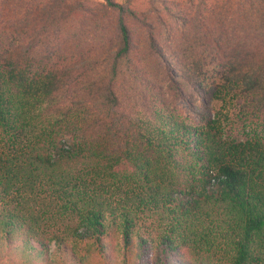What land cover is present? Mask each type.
Wrapping results in <instances>:
<instances>
[{
  "label": "trees",
  "instance_id": "obj_1",
  "mask_svg": "<svg viewBox=\"0 0 264 264\" xmlns=\"http://www.w3.org/2000/svg\"><path fill=\"white\" fill-rule=\"evenodd\" d=\"M135 1L0 0V264H264V0Z\"/></svg>",
  "mask_w": 264,
  "mask_h": 264
},
{
  "label": "rangeland",
  "instance_id": "obj_2",
  "mask_svg": "<svg viewBox=\"0 0 264 264\" xmlns=\"http://www.w3.org/2000/svg\"><path fill=\"white\" fill-rule=\"evenodd\" d=\"M94 1H96V0H94ZM135 5L140 10L145 8V4H144L143 0H136L135 1ZM177 106H178L179 111L183 115L187 116L190 121L194 122L195 118H194L193 114L189 111V109L187 108L186 104L182 100H178L177 101Z\"/></svg>",
  "mask_w": 264,
  "mask_h": 264
}]
</instances>
